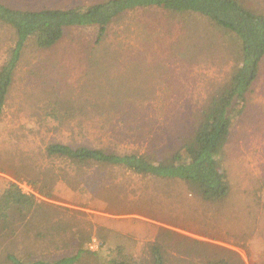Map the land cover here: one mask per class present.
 <instances>
[{
  "label": "rangeland",
  "instance_id": "1",
  "mask_svg": "<svg viewBox=\"0 0 264 264\" xmlns=\"http://www.w3.org/2000/svg\"><path fill=\"white\" fill-rule=\"evenodd\" d=\"M0 1L41 10L106 0ZM240 1L264 13V0ZM96 34L95 27L70 28L49 49L27 46L14 71L0 118V208L6 204L4 190L12 189L8 182L33 205L0 229V264L7 254L24 260L73 255L78 238L88 236L86 248L94 241L98 247L91 252L100 258L87 264H104L108 251L142 253L169 230L234 250L249 264L264 250V57L223 153L229 195L208 203L180 181L117 168L96 169L85 182L73 173L63 182L61 170L75 172L74 167L47 159L44 150L62 143L167 157L190 140L210 97L239 66L234 42L200 15L155 8L128 11L101 40ZM12 45V30L0 25V65ZM49 107L60 110V123L45 118ZM41 171L55 177V199L27 184L26 177L37 178ZM59 225L65 232L54 229ZM47 231L53 236L48 240ZM59 233L66 244L59 243ZM161 242L168 254L204 264L191 240Z\"/></svg>",
  "mask_w": 264,
  "mask_h": 264
},
{
  "label": "trees",
  "instance_id": "2",
  "mask_svg": "<svg viewBox=\"0 0 264 264\" xmlns=\"http://www.w3.org/2000/svg\"><path fill=\"white\" fill-rule=\"evenodd\" d=\"M144 8L160 9L173 14L200 15L230 36L234 42L239 66L228 84L210 97L200 114L201 119L195 126L190 140L178 145L163 159L136 152H116L85 146L72 147L62 143L48 144L44 154L49 160L66 162L74 167L75 172L61 170L59 177L63 182L69 183L73 173L74 177L85 182L94 177L96 169L100 171L102 167L117 168L136 176L163 181H180L202 201L219 203L230 192L226 171L222 167V157L231 126L246 108L247 94L252 90L258 77L259 63L264 57V13L251 11L240 0H106L85 7L41 10L18 9L0 1V25L10 28L13 32V45L0 65V118L7 93L13 82L14 71L27 46L49 49L62 38L66 30L82 27H95L96 40H101L109 26L125 13ZM45 116L51 121L61 122L58 109L49 107ZM88 167L90 171L85 170ZM25 179L38 195L55 199L53 175L41 171L39 177ZM8 184L12 189L4 190L6 204L0 208V229L11 219L20 220L33 205L32 199L23 194L15 183L8 182ZM87 190L90 194L89 188ZM54 229L65 232L62 225H59V228L55 226ZM47 233L49 232L44 234L47 240L53 237L47 236ZM59 234V243L66 244V235ZM178 236L186 241L191 240L195 249L201 250L200 258H205L204 264H245L234 250L217 247L210 242L193 240L173 230L166 232L165 239L160 240L165 241ZM88 237L78 238L75 244L77 252L73 255H64L55 259L40 256L32 260H24L13 254H7L5 263L82 264V258L85 259L84 264H87L90 259L94 262L100 256L86 248ZM161 241L154 240L153 245L147 246V251L142 253L128 255L120 248L110 250L103 257V263L193 264L161 249L167 247ZM214 249L220 250L226 257L221 258V254L214 252ZM258 256L256 259L249 258V264H264V250Z\"/></svg>",
  "mask_w": 264,
  "mask_h": 264
},
{
  "label": "built area",
  "instance_id": "3",
  "mask_svg": "<svg viewBox=\"0 0 264 264\" xmlns=\"http://www.w3.org/2000/svg\"><path fill=\"white\" fill-rule=\"evenodd\" d=\"M97 247H98L97 244L93 241V243L89 245V250L95 251Z\"/></svg>",
  "mask_w": 264,
  "mask_h": 264
}]
</instances>
